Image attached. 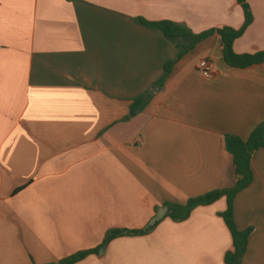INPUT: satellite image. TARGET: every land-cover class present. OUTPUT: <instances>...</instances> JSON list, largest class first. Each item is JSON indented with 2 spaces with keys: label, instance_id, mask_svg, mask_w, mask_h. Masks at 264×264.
<instances>
[{
  "label": "crops",
  "instance_id": "obj_1",
  "mask_svg": "<svg viewBox=\"0 0 264 264\" xmlns=\"http://www.w3.org/2000/svg\"><path fill=\"white\" fill-rule=\"evenodd\" d=\"M246 2L239 55L264 50V0ZM142 21L199 34L239 29L244 12L238 0H0V264L87 251L74 264H225V197L181 221L164 204L233 188L225 136L247 141L264 122V64L228 67L216 33L178 59ZM251 170L234 219L252 229L242 264H264V149Z\"/></svg>",
  "mask_w": 264,
  "mask_h": 264
},
{
  "label": "trees",
  "instance_id": "obj_2",
  "mask_svg": "<svg viewBox=\"0 0 264 264\" xmlns=\"http://www.w3.org/2000/svg\"><path fill=\"white\" fill-rule=\"evenodd\" d=\"M244 12V23L241 28L233 29L229 27L208 30L199 34L192 32L191 30L180 26L173 22H159L148 23L142 21L144 25H148L160 30L168 39L173 41L178 49L180 59L182 56L193 50L195 46L201 41L205 40L210 35L216 33L220 36L221 53L224 63L233 69L240 70H252L257 66L264 64V50L256 54H236L233 50L234 42L243 36L245 31L253 22V15L251 9L246 0H238ZM175 62H168L164 67V76L159 82L162 85L164 80L169 76L172 71ZM151 94H144L136 99L132 104L133 111H139L144 109L149 100ZM226 150L233 157V163L236 173V183L233 188L226 190H215L199 198L190 199L185 205H177L171 203H165L166 216L174 221H181L187 219L191 212L199 206H208L225 197L227 200V208L221 214L227 228L229 229L232 240L233 248L225 255V264H242V259L248 246V239L252 232V229L240 231L234 219V199L241 191L248 188L253 182V172L251 170V160L254 154L264 149V122L260 123L251 133L247 141L242 140L240 137L232 134L225 136ZM156 224L149 226L143 231H112L108 234L106 241L122 235L124 233H145L148 229ZM90 252H81L64 260H61L57 264H74L77 261L83 259Z\"/></svg>",
  "mask_w": 264,
  "mask_h": 264
},
{
  "label": "built area",
  "instance_id": "obj_3",
  "mask_svg": "<svg viewBox=\"0 0 264 264\" xmlns=\"http://www.w3.org/2000/svg\"><path fill=\"white\" fill-rule=\"evenodd\" d=\"M198 70L203 74L205 77H211L212 71L209 60H202L198 65Z\"/></svg>",
  "mask_w": 264,
  "mask_h": 264
}]
</instances>
